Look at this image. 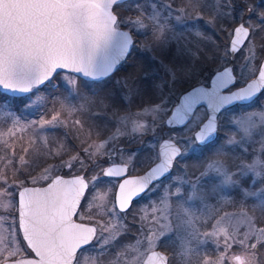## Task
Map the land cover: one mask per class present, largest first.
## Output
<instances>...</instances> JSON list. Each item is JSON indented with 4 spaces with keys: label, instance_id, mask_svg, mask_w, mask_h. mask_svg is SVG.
<instances>
[{
    "label": "snow or ice",
    "instance_id": "1",
    "mask_svg": "<svg viewBox=\"0 0 264 264\" xmlns=\"http://www.w3.org/2000/svg\"><path fill=\"white\" fill-rule=\"evenodd\" d=\"M253 13L248 0H0V264H82L88 249L94 264H258L264 111L251 109L264 107V11ZM189 22L193 40L174 27ZM137 50L163 73L149 87ZM248 176L261 186L241 188ZM85 202L100 211L82 214Z\"/></svg>",
    "mask_w": 264,
    "mask_h": 264
},
{
    "label": "rangeland",
    "instance_id": "2",
    "mask_svg": "<svg viewBox=\"0 0 264 264\" xmlns=\"http://www.w3.org/2000/svg\"><path fill=\"white\" fill-rule=\"evenodd\" d=\"M138 2L147 3V2H149V0H138ZM151 2L159 3V0H151ZM248 3L250 5H252L256 9V13L250 14L249 19L250 20L252 19V20L258 21V15L257 14L261 11L260 8H257V5L254 6V4L250 2V0H248ZM241 7H242L241 5L237 4L236 9H235V12H234L235 17H236L237 20L239 19V13L241 11ZM204 24H205L204 22L198 21L197 25L199 27V30L202 31V32H204L206 35H209V36L213 37V39L216 40L218 43L223 44V42H224V35L222 33L214 32L207 24L206 25H204ZM174 27H175V29H176L177 32L183 31L185 33V38L187 40H193L194 39V37L192 36V34L190 32H188V31H186V29H189V28L192 27L191 23H188L186 25L175 24ZM257 44H259V37L257 38ZM174 47H175V45H173V48ZM143 52L144 51H140L139 50L137 53H133V57H134V59L136 58V60H139L140 59V62L144 61V59L146 58V56H148L150 58V62H143L142 63V64H144V67L145 68L147 67L146 69H149L150 70V77L151 78L144 80V86L145 87H149L151 85V83H152V80L154 79V80H156L158 82L159 78L163 76V73L160 72V71H158L157 68H156V66L152 63V61H151V55H152V53L146 52L145 58L142 59L141 57L144 56V55H141V54ZM136 54L139 55V56H136ZM133 57H130L129 59L131 60ZM63 76H64V73H60V76L57 77L56 83L60 85V91L64 92V94L67 95L68 93L66 91H64L65 81L63 79ZM115 78L116 77H114L113 79H115ZM48 94H49L48 91H43V90L40 93H38V95H41V96H48ZM18 99H22V98H18ZM32 99L35 100L36 99V96L35 95L32 96ZM25 103H29V101H25ZM36 107L37 106H34L31 112H29L28 110H25L23 105L20 106V110H16V109H13V110L14 111H17V114L18 115L22 114L23 117H26L27 119H34V118H38V116L36 115V111H35ZM58 107L59 106L57 105V108ZM135 110L136 109L133 108V111H135ZM251 110L252 111H256V112H260V111H264V107H260V108H255L254 107ZM236 113H237V115L240 114V112H238V111ZM51 114L52 113H49V115H51ZM225 119H227V117H225ZM58 131L62 134V137H63V132L65 130L64 129H58ZM92 139L93 140H96L97 138L95 136H93ZM143 139L145 140V142H147L149 140V137L148 136H145ZM237 139H239V135H237ZM254 139L255 140H259L260 139V137L258 135V131H257V133H254ZM69 140H71V137H69ZM71 142H72V144L75 145L76 151H79L80 150L79 144L76 141H71ZM91 142H92L91 140L88 141V143H91ZM219 142L220 143H223L224 142L223 133H221V138H220V141ZM126 146H129L131 148H143V149L146 150V146L145 145H141L138 140L137 141H133L131 143H127ZM231 147L237 153H239L241 151V149H240L239 146H231ZM257 147H258V145H257ZM0 154H2V153H0ZM190 155H192V154L189 153V156ZM209 156L212 158L213 157V154L212 153H209ZM252 158L253 157L251 155V146H249L248 162H251V159ZM226 159H227V162H228L229 166H231V159H230V157H228ZM38 171L42 172L43 169L41 168ZM64 171L66 172L67 169H65ZM59 174L63 175L64 173L62 172V173H59ZM188 178H194V177H188ZM249 178H252V177L251 176H248V177L242 178V180H241V188H247V187L258 188V187L261 186L258 182L256 184H253L252 183V180H250L248 182V184H245V182L247 183V179L249 180ZM169 183H175V181H170ZM233 190H235V189H233ZM160 195H162V194H160ZM149 197H151V194H149V196H145V198H144L143 202H141L139 208L142 207V206H147V204L153 202L152 200L149 199ZM210 199H212L211 202L213 203V205H215L216 204L215 198H210ZM250 201H253V199L252 198H249L248 199V202H250ZM100 203H101V201H99V200L96 201V205H100ZM209 204H211V203H209ZM84 209L87 212H92L94 214L95 213H98L100 211V208L99 207L89 208L87 202H85V204H84ZM150 211H151V209L149 208V212ZM122 242H134V241H130L129 240V237H126V239H124V241H122ZM202 248L205 249V250H207L208 253L215 252V245H214V243L211 240H209L207 243H205L202 246ZM112 252L114 253L115 252V249H113ZM97 255H98V253L94 249H88V250H86L84 252V254L81 256V262H82V264H94V262L96 261ZM114 259H115L114 255H105V256H103V257L100 258L102 264H109V262L110 261H113ZM257 260H258V264H264V249H261L258 252Z\"/></svg>",
    "mask_w": 264,
    "mask_h": 264
},
{
    "label": "flooded vegetation",
    "instance_id": "3",
    "mask_svg": "<svg viewBox=\"0 0 264 264\" xmlns=\"http://www.w3.org/2000/svg\"><path fill=\"white\" fill-rule=\"evenodd\" d=\"M250 2L251 3H253L254 4V6H256L257 5V8H260V10L261 11H264V1L263 0H250ZM234 16H235V14H234ZM252 20V19H251ZM200 22H204L203 20H201ZM190 23V22H189ZM198 23V22H197ZM204 25H206V24H204ZM203 25V26H204ZM139 50H137V51H135L134 53H137ZM145 53V54H144ZM141 55H144V56H142L141 58L142 59H144L145 58V56H146V52H143ZM136 56H139V55H137L136 54ZM135 61H137V62H140V59L139 60H136V58H135ZM143 62H150V58L148 57V56H146V58L144 59V61H142V62H140V63H143ZM143 66H144V64H143ZM147 68V67H146ZM114 78V77H113ZM145 80V79H144ZM111 83V82H110ZM109 86H110V84H109ZM234 107V106H233ZM235 111L237 112H239V110L238 109H235ZM127 148H128V150H129V152L132 154V157H133V159L135 160V159H142L143 158V154L145 153V149H143V148H131V147H129V146H126ZM191 156V155H190ZM199 172V171H198ZM198 172L197 173H192L191 175H189L188 177H194L195 175H198ZM135 174H140V173H135ZM173 175H179L178 173H174ZM250 180H252V178H249V180L247 179V183L245 182V184H248V182L250 181ZM106 189H99V191H105ZM209 192H210V189L208 190ZM162 192V191H161ZM151 194V196L152 195H154V194H152V193H150ZM160 194H162V193H160ZM230 196L232 197V198H234V199H237V200H239V199H242L243 198V196H242V191H241V189L240 188H236L235 190H231L230 191ZM144 198H145V196L144 197H141L140 199H138L137 201H136V209H134V211L135 210H138L139 209V206H140V204H141V202H143V200H144ZM212 201V199H209V203H211L212 205H213V203L211 202ZM248 202V201H247ZM253 203V201H250V202H248V204L249 205H251ZM85 204V203H84ZM225 211H234V209L231 207V206H227L225 209H224ZM81 213L82 214H84V213H87V211L84 209V206H83V208L81 209ZM94 214V213H93ZM131 219H132V217H131V215H129V217H128V221L129 222H131ZM85 222H87V221H85ZM208 230H210V224H209V229ZM124 239H126V237L124 238Z\"/></svg>",
    "mask_w": 264,
    "mask_h": 264
},
{
    "label": "trees",
    "instance_id": "4",
    "mask_svg": "<svg viewBox=\"0 0 264 264\" xmlns=\"http://www.w3.org/2000/svg\"><path fill=\"white\" fill-rule=\"evenodd\" d=\"M57 135L62 137V134L57 130ZM63 138V137H62ZM206 158H211L209 156V153L205 154ZM197 161H193L192 159H189L188 161V174L191 175L192 173H197L199 170L196 167Z\"/></svg>",
    "mask_w": 264,
    "mask_h": 264
},
{
    "label": "water",
    "instance_id": "5",
    "mask_svg": "<svg viewBox=\"0 0 264 264\" xmlns=\"http://www.w3.org/2000/svg\"><path fill=\"white\" fill-rule=\"evenodd\" d=\"M62 73V72H61ZM18 98V97H17ZM160 142H163L162 140Z\"/></svg>",
    "mask_w": 264,
    "mask_h": 264
}]
</instances>
